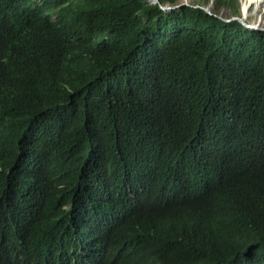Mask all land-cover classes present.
<instances>
[{"label":"trees","instance_id":"1","mask_svg":"<svg viewBox=\"0 0 264 264\" xmlns=\"http://www.w3.org/2000/svg\"><path fill=\"white\" fill-rule=\"evenodd\" d=\"M172 1L0 0V264L253 262L264 31Z\"/></svg>","mask_w":264,"mask_h":264},{"label":"rangeland","instance_id":"2","mask_svg":"<svg viewBox=\"0 0 264 264\" xmlns=\"http://www.w3.org/2000/svg\"><path fill=\"white\" fill-rule=\"evenodd\" d=\"M253 1H255V0H247V2L245 0H236V5L239 8L241 7L242 4L251 5L250 13H249L250 17H251L250 21L254 22L251 25L255 26V28H259L262 30V29H264V5L253 4ZM153 3H155V2L150 0L149 4H153ZM203 10L208 11L213 16H218L221 14H224V16H226V15H228V11L230 9L228 7L227 8L220 7L218 9H216V8H214L213 4L211 2H209L206 6L203 7ZM221 17H223V16H221ZM221 19L225 20V18H221ZM42 230H45V229H41V231ZM54 230H55L54 228H51V229H47L46 231L48 233H50ZM41 231H39V233H41ZM253 242H255V243H253L254 248L252 251V256H253L254 260L251 264H264V241L256 240ZM256 243H257V245H256ZM244 253H246V252H244Z\"/></svg>","mask_w":264,"mask_h":264},{"label":"clouds","instance_id":"3","mask_svg":"<svg viewBox=\"0 0 264 264\" xmlns=\"http://www.w3.org/2000/svg\"><path fill=\"white\" fill-rule=\"evenodd\" d=\"M157 2V1H155ZM185 3L184 0H175V1H172V2H166V3H163V4H158V8L160 9L161 7L165 8L164 10L160 9V11L166 15L168 14H171L173 11H177L178 9L180 8H171V9H167L166 6H174V4H181V6ZM262 5H264V1L261 3ZM180 6V7H181ZM250 7L251 5H248V4H242L241 7L239 8V12H237L236 14H232L230 12V10L228 11V15L224 16V14H221V15H218L217 17L218 18H225V21L227 22H232V21H236L238 22L239 24H241L242 26H244L245 28L247 29H258V30H261L259 28H255V26H252L251 24H253L254 22L250 21L251 20V17H250ZM207 13H209L208 11H206ZM210 14V13H209ZM223 16V17H221ZM224 20V19H223ZM264 31V29H262ZM41 229H45V230H42ZM39 229V231H41V233H39V231L36 232V235L35 233H33L32 235L34 236V238H38L39 240L42 238V236H49L52 232L48 233L46 230V228H41Z\"/></svg>","mask_w":264,"mask_h":264},{"label":"bare ground","instance_id":"4","mask_svg":"<svg viewBox=\"0 0 264 264\" xmlns=\"http://www.w3.org/2000/svg\"><path fill=\"white\" fill-rule=\"evenodd\" d=\"M247 2V0H245ZM264 0H255L253 1V4H259V5H262L261 3L263 2ZM182 7V6H181ZM180 8V7H179Z\"/></svg>","mask_w":264,"mask_h":264},{"label":"water","instance_id":"5","mask_svg":"<svg viewBox=\"0 0 264 264\" xmlns=\"http://www.w3.org/2000/svg\"><path fill=\"white\" fill-rule=\"evenodd\" d=\"M151 1H154V2H155V1H157V0H151Z\"/></svg>","mask_w":264,"mask_h":264}]
</instances>
